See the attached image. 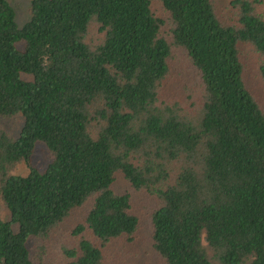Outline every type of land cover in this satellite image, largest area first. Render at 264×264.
<instances>
[{
    "label": "trees",
    "instance_id": "obj_1",
    "mask_svg": "<svg viewBox=\"0 0 264 264\" xmlns=\"http://www.w3.org/2000/svg\"><path fill=\"white\" fill-rule=\"evenodd\" d=\"M217 1L31 0L19 27L0 0V117L24 120L0 126V264H38L30 242L78 211L61 264H108L139 229L134 192L153 203L147 264H264V95L244 58L264 86V0H227L228 17ZM178 52L195 92L170 97Z\"/></svg>",
    "mask_w": 264,
    "mask_h": 264
},
{
    "label": "rangeland",
    "instance_id": "obj_2",
    "mask_svg": "<svg viewBox=\"0 0 264 264\" xmlns=\"http://www.w3.org/2000/svg\"><path fill=\"white\" fill-rule=\"evenodd\" d=\"M8 1L16 11V19L19 27H22L30 17L31 0ZM226 1L227 0L217 1L218 11L223 17L231 15L229 8L226 6ZM180 53L178 52V54L174 56L175 59L171 67L172 74L167 80L170 85V90H166V94L170 97L180 96L182 93L187 95L191 92L192 94L191 89L194 90V75L189 69L188 61L184 56H181L182 53L179 55ZM244 58L247 61L246 81L256 95L261 97L264 95V86L261 83V78L259 77L258 72L261 58L250 46L244 49ZM23 122L24 120L21 114L12 117H0V126L14 138L19 135ZM50 160V153L45 144L40 142L37 143L33 150L30 164L40 171H43L49 164ZM29 171V166L25 162H20L16 165L13 172L19 175H27ZM129 187L130 185H128L121 175H118L115 189L119 192H123ZM150 198L151 197L146 194L134 192V212L140 217L139 229L132 241L127 240L125 237L120 241L108 245L106 249V252L108 253L106 261L108 264H147L149 261L154 262L150 242L151 227L149 213L153 208V203L149 200ZM4 214V216L7 217V212H4ZM73 215L74 216L69 221L61 224L60 227L56 229V232L51 235L47 242H30V246L36 250V262H38V264H61L62 261H64L62 246L73 245V242L70 244V240L74 238L71 231L74 228V225L77 224L80 212L78 211V213L76 212Z\"/></svg>",
    "mask_w": 264,
    "mask_h": 264
}]
</instances>
